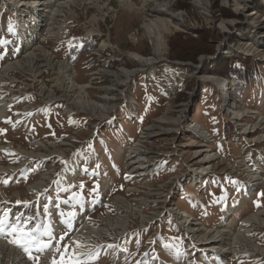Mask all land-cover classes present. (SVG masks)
I'll return each mask as SVG.
<instances>
[{
	"label": "rangeland",
	"instance_id": "rangeland-1",
	"mask_svg": "<svg viewBox=\"0 0 264 264\" xmlns=\"http://www.w3.org/2000/svg\"><path fill=\"white\" fill-rule=\"evenodd\" d=\"M11 1L0 0V71L7 62H26L33 53L36 62L33 67L25 64L24 71L13 70L0 77V98L8 104L7 115L0 120V211L10 209L13 219L33 217L32 226L54 227L52 249L32 252L33 257H39V264L52 250L64 251V244L69 245V253L76 248L92 252L90 264H264V254L224 261L210 253L207 239L195 238L190 228L205 230L223 222L234 225L235 230L246 216L264 208V137L259 135L264 130V120L259 121L264 117V23L257 25L253 19L264 21V0H205L202 6L194 0H154L168 4V12L180 15L182 25L163 33L155 64L121 83L114 82L111 72L135 68L131 53L154 56L144 26L154 17L149 12L151 3L145 10L142 0H133L137 7L131 9L118 0L108 1L105 15H99L93 24L90 20L95 9L87 0H74L72 6L57 9L60 16L45 15V22L38 23L41 30L33 31V45L23 47ZM237 1L242 2L239 5ZM251 13L256 14L252 17ZM89 24L100 33L89 35L85 30ZM59 30L60 35L55 36ZM198 42L213 51L198 53L195 61L174 58L181 51L192 53ZM44 49L50 52V60L40 54ZM231 59L248 60L256 66L251 81L245 84L236 75L224 78L215 74L219 65L225 66ZM53 61L69 64L71 75L88 91L91 101L101 103L102 89L112 87L104 103L116 107L107 112V118L66 104L61 97L67 93L59 85ZM205 75L216 77L217 83L205 81ZM226 79L236 83L226 87ZM42 89L51 95L44 96ZM224 92L248 112L247 125H239L227 111ZM67 97L76 100L71 94ZM165 116L180 124L164 122ZM155 124L161 130L146 140L143 136ZM196 124L207 138L194 133ZM88 143L97 154L89 170L76 177L65 173L69 164L81 160ZM137 143L141 150L127 161L129 150ZM201 148L213 157L206 171L199 173ZM137 158L146 165L139 170L141 175L130 172L128 166ZM253 168L260 169L255 176L263 183L253 185V194L245 196L251 193L246 189ZM145 193L151 194L145 197ZM116 196L129 201L147 199L137 208L148 220L131 219L122 237L116 238L117 231L111 230L108 236L112 240L93 236L77 247L72 230L60 241L68 230L62 213H74V230L80 229L84 220L98 228L103 226L102 218L119 217ZM184 211L186 221L177 217ZM78 212L82 218L75 226ZM247 227L257 246L264 248V229L256 224ZM0 238L11 239L6 235ZM109 241L114 242L111 248L107 247ZM19 249L22 258L37 264Z\"/></svg>",
	"mask_w": 264,
	"mask_h": 264
},
{
	"label": "bare ground",
	"instance_id": "bare-ground-1",
	"mask_svg": "<svg viewBox=\"0 0 264 264\" xmlns=\"http://www.w3.org/2000/svg\"><path fill=\"white\" fill-rule=\"evenodd\" d=\"M108 1L111 2L112 0H87L86 1V3L90 6V8H94L96 11V14L92 16L90 20L91 23L93 24L97 23L98 16L102 14L105 15V13L103 12H106L104 11L105 3ZM118 2L121 4V6L125 5L129 9L137 7L136 3L133 2V0H118ZM141 2H142L141 8H144L145 10H147L146 5L148 3H151L152 8L149 9V12L154 14L153 19H150L151 21H148L147 23L144 24L147 30V33L149 34V38L153 42L154 56L144 58L141 55H138L136 53H131L129 57L132 60L136 61L137 66L135 68L128 69V70L122 68V69H118V70L111 72L112 76H114L115 83H121L125 81L126 79H129L131 75H134L135 73L141 71L143 68H147L155 64L156 61H158V59L160 58L159 57L160 49L162 48L161 38L163 36V33L165 31H169L171 27L178 29L179 26L182 25L180 19L178 18V16L181 17L180 15L176 16L175 14L168 12V4H164L162 2L158 3L154 0L153 2L151 0H142ZM194 2H195V5L197 6H202V5H205L206 3L205 0H201V1L194 0ZM241 2L242 1H237V4L240 5ZM11 3L15 4V6H13V9L16 10L15 18H17V22L19 26L18 30H19V34L21 35V39H22V46L27 47V46H31L30 44L33 45L32 40L36 39V34H33V31H35L36 29L41 30L42 27L38 28V23L42 24V22H45L44 20L45 15L52 14V17L60 16L56 14L57 9L60 10L61 8H64V7L67 8V6L68 7L72 6L74 3V0H65L63 2L62 1L60 2V0H46V1L45 0H32L30 3H27L23 0L22 1L12 0ZM43 7L44 8L47 7V8L43 10ZM42 11L45 13L44 15H42ZM255 14L251 13L250 16L253 17L255 16ZM26 16L29 19H25ZM253 19L255 20V23L257 25H261L264 23V21H262V19H259L258 17H255ZM57 21L62 22L61 19H57ZM59 24L61 28L62 26H64V24L62 26H61V23ZM224 28H226V25H224ZM85 30L87 33H89V35L90 33L92 34L100 33L91 24L85 26ZM27 31L29 33H27ZM61 31L62 30H59L58 33L56 32L55 36H59ZM33 54L28 55L26 62L22 60L7 62L0 71V77L8 75L13 70L23 69L24 71L25 64H27L30 67H33L34 66L33 64L36 62V59H35L36 57H34ZM40 54L43 57H46L48 60H50L51 56L48 50L44 49ZM51 66L56 71L59 85L67 93V94L62 95L61 97L63 98V100H66L67 105L73 104L75 105L77 110L84 112V113L92 114L95 117L101 118V119L107 118L106 116L107 112L109 110L115 109L116 105H106L104 103V99L108 98L107 94H110L109 91L112 89V87H110L111 89L110 88L102 89L104 96L100 97L102 99L101 103L91 101L88 96L89 94L88 91H86L83 86L78 85L75 77L71 75L72 68L69 66L67 62H64V61L54 62L53 61ZM100 72L107 74V71L102 70V69ZM203 79L207 82L217 83L216 77L214 78L212 75H205L203 76ZM224 82L226 83V87H228L230 84L236 83V82L234 83L233 79L231 80L226 79ZM115 85L116 84L112 82V86L116 88ZM221 87H222V84H221ZM41 91L44 96L51 95L50 92H48V90L46 89H42ZM69 94L75 96L76 100L70 99V97H67ZM54 96L52 95L53 98ZM224 96H226L227 98V103H226L227 111H230V114L234 116L233 118L236 120L237 123H239V125L240 124L247 125L246 116L248 115L247 114L248 112L245 111V108H240L236 102L229 100L228 99L229 97L227 94H225V92H224ZM6 102H7L6 100L4 101L0 98V120L4 119L7 115L6 112L8 109V104ZM163 119H164L163 121L167 123L170 122L175 125L180 124L179 120L173 122L171 118L166 117V116ZM262 120H264V117L261 118L259 121H262ZM198 125L199 124H196L192 127L194 133H198V132L200 134L203 133L204 134L203 137L207 138V136H205L207 135L206 132H203L204 130L200 128ZM245 127L247 129V126ZM158 130H161V129L160 127L158 128V126L155 124L150 127V130L143 137L146 138V140H148V138L153 136L154 135L153 133ZM259 135L260 137H264V130L259 132ZM139 143L135 144L134 147H132L129 150L127 154V158H126L127 161H129L130 158L133 155H135V153L138 150H141ZM201 151H202L203 157L202 159H199V162H200V165H199L200 169L198 171L199 173L206 171L208 167L206 165H208V162L213 157V156H210L211 154L209 153H212V152H210L209 150L202 149L199 152ZM202 154L198 156L201 157ZM47 157H49V155H47L44 158H47ZM96 158H97V154L95 153L93 149V145L88 143L82 150L81 160L76 162V164H69L65 168V173H68L70 176L76 177L84 172H87L90 166L92 165V163L95 162ZM131 160L133 161L132 163H130V165L134 164L135 166L132 167L128 164L129 169H131L130 172L131 171L135 172V175L143 174L139 172V170L143 169L146 166L145 164H143L142 158H137L136 160L131 159ZM259 171L260 169L259 170H257L256 168L251 169L250 174L253 176H251L249 179V183L247 185L246 191L251 192L253 191V188H254L253 185H258V184L260 185L263 183V180L261 181L256 180L258 176H255V174H258ZM1 172L3 171L0 168V173ZM252 177L254 178L252 179ZM150 194L151 193H145V197H148ZM252 194L253 193L251 192L250 194L248 193L247 195L245 194L244 195L251 196ZM115 201L118 207L117 210L120 213L119 217L111 218L110 216H107L105 218H102L101 224H103V226H99L98 228L88 225L85 220L82 221L83 223L80 229L78 230L73 229L72 231L73 242H79L80 244L82 241H86L87 239H90L93 236L102 237L104 240H112L111 237L108 236L110 235L111 230L114 229L117 231L118 235L116 238L122 237L127 231V225L129 222H131L130 221L131 219H137L138 220L137 222H140V223H143L145 220H148L142 214L141 208H137V206H143V204L147 202V199L143 200L142 198H138V199L135 198L129 201L125 199L123 196H116ZM132 204H134L135 206ZM131 214H133V216H131ZM177 217L179 219L183 218L185 221L187 220L186 218L187 214L185 211L178 214ZM81 218H82V213L78 212L74 217L75 226L77 225V222H80ZM189 224L196 225L194 223H188V225ZM249 224H256L257 227L259 228L261 227V229H264V208H261L259 211L251 214L250 216H246L241 221V224L238 225V227L235 230H233L235 228L234 225L232 226V225H229V223H223V222H221L220 225L217 226L216 228H209L205 230H203L204 228H201V227L194 228V226L190 228L195 238L197 236L200 239L201 238L207 239L208 246H210V253L211 252L217 253V255L220 256V259H222L223 257V260L225 261V260H230L233 257H238L240 255H245V254H248V255H254V254L263 255L264 254V248L261 246L260 247L257 246V244L253 241L252 237L250 236V232H248L249 229L247 227V225ZM109 244L112 245L114 244V242L109 241ZM76 251L79 252V249L76 248ZM20 254H21V250L17 246L5 240L4 238H0V264H3L2 262L4 261L2 260H5L4 263L6 264H8V262H6L7 260L8 261L11 260L12 264H31L30 261H26L28 259L26 256L22 258ZM2 257L4 258L2 259Z\"/></svg>",
	"mask_w": 264,
	"mask_h": 264
},
{
	"label": "snow or ice",
	"instance_id": "snow-or-ice-1",
	"mask_svg": "<svg viewBox=\"0 0 264 264\" xmlns=\"http://www.w3.org/2000/svg\"><path fill=\"white\" fill-rule=\"evenodd\" d=\"M9 31H13V26L11 22L9 23ZM7 183V181H4ZM77 196L74 193L73 199H76ZM22 203L17 201V204ZM27 204L28 202H23ZM45 210H47V205H45ZM62 216H65V219L62 220V223L68 228L60 236V241H63L66 236L70 234L73 230L71 228V218L74 215L73 212L62 213ZM33 217L22 218L11 217V210L0 211V235H6L10 237V243L21 248L26 254L29 255L30 259H34L39 264V257H33L32 252L43 253L47 250H51L53 247V241L55 240L54 229L50 224L32 226ZM77 247H79V242H74ZM108 248L113 247V245H108ZM64 251H60L59 248H56L58 253V258L56 255H53L50 264H90L91 259L93 258L92 252H78L72 251L69 253V245H63ZM98 256V253L96 254Z\"/></svg>",
	"mask_w": 264,
	"mask_h": 264
},
{
	"label": "trees",
	"instance_id": "trees-1",
	"mask_svg": "<svg viewBox=\"0 0 264 264\" xmlns=\"http://www.w3.org/2000/svg\"><path fill=\"white\" fill-rule=\"evenodd\" d=\"M204 45H206L205 43L203 44L198 42L196 47L194 46L193 51L187 52V51H181V54H175L174 58L177 59H190L195 61V56L198 53H201L202 51H207V52H212L213 50L210 48L208 50H205ZM187 49V48H186ZM182 52H185V54H183ZM228 63L225 66L219 65L216 70H215V74L216 75H220L221 77L224 78H228L231 75H236L237 77L241 78L244 83H248L249 81H251L255 70H256V66L254 64H252L251 62H249L248 60H238V59H231L227 61Z\"/></svg>",
	"mask_w": 264,
	"mask_h": 264
},
{
	"label": "built area",
	"instance_id": "built-area-1",
	"mask_svg": "<svg viewBox=\"0 0 264 264\" xmlns=\"http://www.w3.org/2000/svg\"><path fill=\"white\" fill-rule=\"evenodd\" d=\"M44 264H46V262H44Z\"/></svg>",
	"mask_w": 264,
	"mask_h": 264
}]
</instances>
